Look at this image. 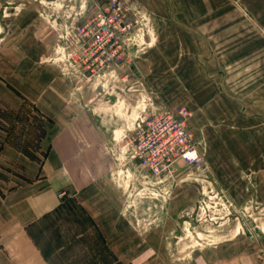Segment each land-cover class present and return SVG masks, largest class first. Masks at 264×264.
<instances>
[{
	"label": "rangeland",
	"instance_id": "rangeland-1",
	"mask_svg": "<svg viewBox=\"0 0 264 264\" xmlns=\"http://www.w3.org/2000/svg\"><path fill=\"white\" fill-rule=\"evenodd\" d=\"M106 1L0 0V191L35 178L55 132L16 76L24 70L25 46L38 47L30 37L41 34L49 52L41 64L56 69L70 86L66 99L81 105L77 116L88 138L76 125L74 134L84 139L70 164L81 162L88 178L108 183L127 225L118 240L129 236L124 247H113L78 202L62 193L59 211L30 228L49 262L90 264L87 255L102 250L107 264H264V0H207L206 35L216 39L218 51L205 74L197 69L192 75L182 69L190 60H157L151 53L158 38L163 57L171 55L168 41L186 38L184 25L158 27L153 18L158 5L182 2L124 0L129 20L138 21L132 34H139L141 52L115 76L82 82L77 90L56 60L57 45ZM177 13L159 12L171 20L186 16ZM157 63L159 76H152ZM161 107L188 112L182 119L199 160L180 158L156 175L132 161L129 137L141 117ZM89 138L103 147L96 159L87 156L90 163L80 155Z\"/></svg>",
	"mask_w": 264,
	"mask_h": 264
},
{
	"label": "crops",
	"instance_id": "crops-1",
	"mask_svg": "<svg viewBox=\"0 0 264 264\" xmlns=\"http://www.w3.org/2000/svg\"><path fill=\"white\" fill-rule=\"evenodd\" d=\"M180 1L182 4L162 3L158 5L159 7L153 8V18L155 26L158 27L160 23L169 26L175 23L182 28L185 27L186 38L183 41L176 39L168 41L167 44L170 46L167 47L166 53L171 55L166 57L159 55L163 42L158 38V46L151 48V53L157 54V60L166 58L190 60L189 64L185 63L182 66L184 75H192L193 70L197 69H202L205 74V69L208 68L207 61L216 57L218 51L216 39H208L206 35L208 28H211L207 27L205 20L207 0ZM161 11L174 12L175 15L177 12H185L186 16H182V20L177 18L171 20L170 17H162L159 14ZM42 37L41 34L30 37L38 42H34L38 47L32 46L33 43L30 45L32 41L29 39L30 48L26 46L24 48V70L21 75L16 76L24 79L25 83L21 84L23 90L29 92L32 98H36L33 102L41 112L48 114L55 132L46 159L39 166L35 178L14 189L0 191V264H51L34 240L30 228L60 209L65 200V197H60L62 193L78 202L113 247H124L125 239L129 237L125 236L124 240H118L127 229V225L118 210L119 207L115 206L109 196L108 183L104 179L96 181L88 178L89 173L84 172L81 162L73 166L70 164L71 157H76L78 152V148L75 147H78L77 141H82L84 139L82 137L86 136L82 131L85 128L84 124L77 116L81 105L66 99L70 86L64 85V81L57 76L56 69L48 63L41 64L49 54ZM140 48L136 54L141 52ZM38 62L40 64H37ZM153 66L151 75L159 76V69L155 70L158 63ZM76 125L83 136H80L79 132L74 134ZM65 134L71 136L66 137ZM63 142L68 146L74 145L75 151L66 149ZM99 150L102 152L103 147H95L89 138L86 148L82 149L80 155L86 158H82L84 161L89 162L87 156L96 159L100 154Z\"/></svg>",
	"mask_w": 264,
	"mask_h": 264
},
{
	"label": "built area",
	"instance_id": "built-area-1",
	"mask_svg": "<svg viewBox=\"0 0 264 264\" xmlns=\"http://www.w3.org/2000/svg\"><path fill=\"white\" fill-rule=\"evenodd\" d=\"M129 15L124 0H107L92 19L73 26L63 36L65 43L57 45L56 60L64 75L76 82L77 90L82 89V82L115 76L131 65L142 42L139 34H132L138 21L132 23ZM187 113L176 115L163 107L141 117L129 137L132 161L151 174L160 175L180 158L190 164L199 160L182 119Z\"/></svg>",
	"mask_w": 264,
	"mask_h": 264
},
{
	"label": "trees",
	"instance_id": "trees-1",
	"mask_svg": "<svg viewBox=\"0 0 264 264\" xmlns=\"http://www.w3.org/2000/svg\"><path fill=\"white\" fill-rule=\"evenodd\" d=\"M59 211V210H58ZM42 251H43V254H44V256H46V253H45V251H44V249L42 248ZM102 251V250H101ZM101 251H98L97 253H96V255L95 256H91L90 254H88L87 255V258L90 260V264H99L98 263V259H99V257H100V262L102 263V264H107V256L106 255H104V253H101ZM110 256L112 257V259L114 260L115 259V257L114 256H112V254L110 253ZM46 258H47V256H46Z\"/></svg>",
	"mask_w": 264,
	"mask_h": 264
}]
</instances>
